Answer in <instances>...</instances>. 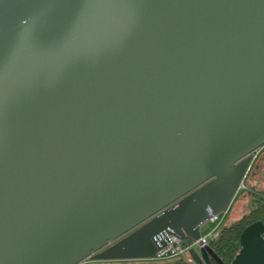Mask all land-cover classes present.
<instances>
[{"label":"water","instance_id":"95a60500","mask_svg":"<svg viewBox=\"0 0 264 264\" xmlns=\"http://www.w3.org/2000/svg\"><path fill=\"white\" fill-rule=\"evenodd\" d=\"M262 147L264 0H0V264L196 240ZM263 233L189 254L264 264Z\"/></svg>","mask_w":264,"mask_h":264},{"label":"trees","instance_id":"16d2710c","mask_svg":"<svg viewBox=\"0 0 264 264\" xmlns=\"http://www.w3.org/2000/svg\"><path fill=\"white\" fill-rule=\"evenodd\" d=\"M256 192L260 194L261 202L256 199ZM245 196L247 202L244 203V212L231 223L222 226L218 233L209 240L210 246L225 263H230L238 252L240 248L239 235L242 229L256 220H261L264 223V191L254 186ZM137 262L140 264H154L149 260H138Z\"/></svg>","mask_w":264,"mask_h":264},{"label":"rangeland","instance_id":"374dc122","mask_svg":"<svg viewBox=\"0 0 264 264\" xmlns=\"http://www.w3.org/2000/svg\"><path fill=\"white\" fill-rule=\"evenodd\" d=\"M244 183H245V186L237 191L231 205L228 207L226 212L224 214L221 213V216L223 217L219 223L211 222L208 220L201 225L200 227L201 234L209 236V240L213 236H215L216 233H218V231L220 230L222 226H224L225 224L231 223L233 220L237 219L244 212V209H245L244 203L247 202L245 195H247L248 192L254 187L253 179L246 177ZM263 183H264V176L261 181L262 186H263ZM180 260H184V259L182 257H179V258H172V259L163 260V261H158V260H150V261L153 263L177 261L176 264H178ZM137 261L138 260H122V261H109V262H93L91 264H140ZM181 263L185 264V260L181 261Z\"/></svg>","mask_w":264,"mask_h":264},{"label":"built area","instance_id":"2783aa9c","mask_svg":"<svg viewBox=\"0 0 264 264\" xmlns=\"http://www.w3.org/2000/svg\"><path fill=\"white\" fill-rule=\"evenodd\" d=\"M257 154V152H256ZM244 187L243 181L241 182L239 189ZM226 211H223L221 213H225ZM221 213L213 215L209 221L211 222H217L219 223L222 220ZM211 234V233H210ZM209 244V236L207 235H200V237L196 240L193 239H186V240H181L180 238L176 236H169L168 240L166 241V244L164 247H162L160 250H158L154 257L149 259L150 260H158V261H163V260H168L172 258H179L182 257L183 259H188L190 261L191 257L189 254V251L191 248L193 249H200L204 247L205 245Z\"/></svg>","mask_w":264,"mask_h":264},{"label":"flooded vegetation","instance_id":"af4514ba","mask_svg":"<svg viewBox=\"0 0 264 264\" xmlns=\"http://www.w3.org/2000/svg\"><path fill=\"white\" fill-rule=\"evenodd\" d=\"M255 162V166L253 167L252 170H248L247 174L245 175L244 179H243V183L245 182V178L248 177L250 179H255L257 180L260 176V173L264 167V147H262L256 154V158L254 160ZM264 176V173L263 175L261 176V178ZM256 177V178H255ZM260 178V179H261ZM244 186H245V183H244ZM258 186V185H257ZM259 187V186H258ZM260 189V188H259ZM262 190V189H260ZM255 192V191H254ZM255 197L256 199L258 200V202L261 200L260 199V194L259 193H255ZM261 202V201H260ZM93 262H90L89 260H86L84 263H81V264H91Z\"/></svg>","mask_w":264,"mask_h":264},{"label":"crops","instance_id":"0c3cea01","mask_svg":"<svg viewBox=\"0 0 264 264\" xmlns=\"http://www.w3.org/2000/svg\"><path fill=\"white\" fill-rule=\"evenodd\" d=\"M256 178V177H255ZM263 178V177H262ZM262 178L260 179V178H258L257 180H255V179H253V183H254V186L255 187H258V188H260V189H262L263 191H264V183H263V186H262V184H261V181H262ZM258 185V186H257ZM254 188V187H253ZM252 188V189H253ZM251 189V190H252ZM250 190V191H251ZM185 260V264H193V262L192 261H190V260H188V259H184ZM184 260H180L179 262H178V264H182L181 263V261H184ZM189 262V263H188ZM177 263V261H171V262H157V263H154V264H176Z\"/></svg>","mask_w":264,"mask_h":264}]
</instances>
